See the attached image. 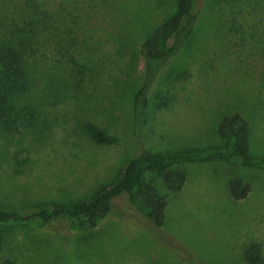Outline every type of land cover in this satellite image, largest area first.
I'll use <instances>...</instances> for the list:
<instances>
[{
	"label": "rangeland",
	"instance_id": "rangeland-1",
	"mask_svg": "<svg viewBox=\"0 0 264 264\" xmlns=\"http://www.w3.org/2000/svg\"><path fill=\"white\" fill-rule=\"evenodd\" d=\"M112 1H83L73 33L56 32L63 35L56 45L48 38L53 34L44 35L37 44L46 40L47 48L39 45L43 50L25 60L29 89L15 103L32 107L36 117L13 132L0 125L1 208L24 212L39 201L83 200L111 183L141 148L214 145L216 123L232 112L248 122L249 156L264 158V72L256 75L250 64L264 50V0H235L238 6L230 12L223 3L196 0L204 1L197 29L151 89L141 145L131 136L130 121L139 79L136 50L143 32L172 11L173 0H123L128 14L142 20L141 29H125ZM16 9L2 19L22 17ZM175 72L182 77L173 81ZM166 93L169 106L154 110L157 96ZM85 122L98 125L112 141L93 142ZM183 171L179 190L161 189L166 206L159 228L139 214L146 227L120 222L114 214H122V198L112 218L81 232L68 233L63 224L57 235L25 226L0 228V264H238L241 245L250 241L259 242L264 253V172L216 161ZM228 178L249 184L245 199H231ZM124 211L131 214L129 206Z\"/></svg>",
	"mask_w": 264,
	"mask_h": 264
},
{
	"label": "trees",
	"instance_id": "trees-1",
	"mask_svg": "<svg viewBox=\"0 0 264 264\" xmlns=\"http://www.w3.org/2000/svg\"><path fill=\"white\" fill-rule=\"evenodd\" d=\"M18 1L23 3L18 9L10 6L12 3L0 1V125L8 132L31 125L36 117L32 107L15 103L17 97L29 89L25 60L32 59L35 51L43 50H39V45L47 48L49 43L46 40L37 44L44 35L53 34L48 38L50 45H56L59 43L57 36L68 37L72 34L73 27L78 24L80 12L83 13L85 9L81 6L82 2H92ZM214 1L219 6L225 4L228 12L238 6L234 3L235 0ZM112 4L125 29L130 24H138L141 29L142 20L138 21V15L133 17L134 15L128 14V6L123 0H113ZM203 6L204 1L199 3L196 0H173V9L167 17L145 32L142 31L136 50L139 79L130 102L131 136L139 145L145 137L143 131L149 116L147 110L151 89L160 73L189 45ZM12 9H16L23 16L12 18V21L6 23L2 19L5 15L2 14L13 13ZM250 60V64L255 66L256 75L264 72V50ZM172 76L173 81H176L182 77V72L172 73ZM169 103L170 96L167 93L159 94L152 107L157 111L167 108ZM83 129L97 144H107L113 139L91 122H85ZM214 132L217 141L211 146L185 147L171 151H149L141 148L137 155L125 163L111 183L97 186L83 200L71 203L39 201L24 212L0 207V228L25 226L57 235L60 225L63 224L68 233L81 232L112 218L111 209L122 198L126 199V206L123 205L121 215L114 214L120 222L131 228H138V225L146 227L136 215L139 214L150 225L159 228L163 224L166 206V198L161 189L179 190L185 181L184 166L216 161L264 172V158H252L248 154V122L239 113L232 112L221 116ZM226 186L233 200L245 199L250 191L249 184L240 178H228ZM128 206L131 214L125 215L124 208L126 210ZM239 251L238 264H264V253L259 242L244 243Z\"/></svg>",
	"mask_w": 264,
	"mask_h": 264
}]
</instances>
